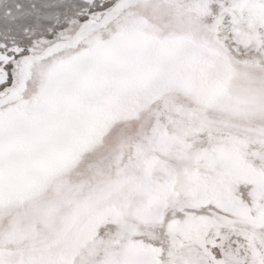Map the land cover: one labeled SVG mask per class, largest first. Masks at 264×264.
<instances>
[{"label": "bare ground", "instance_id": "6f19581e", "mask_svg": "<svg viewBox=\"0 0 264 264\" xmlns=\"http://www.w3.org/2000/svg\"><path fill=\"white\" fill-rule=\"evenodd\" d=\"M133 6L150 12L92 37ZM202 6L121 0L25 61L30 89L0 100V264H264L259 219L242 232L223 216L239 187L264 190L247 160L264 144V71L212 44ZM249 9L264 27V5Z\"/></svg>", "mask_w": 264, "mask_h": 264}, {"label": "rangeland", "instance_id": "374dc122", "mask_svg": "<svg viewBox=\"0 0 264 264\" xmlns=\"http://www.w3.org/2000/svg\"><path fill=\"white\" fill-rule=\"evenodd\" d=\"M120 1L0 0V100L7 98L18 87L22 88L23 86L26 88L25 91L30 89L29 83L32 75L27 76V70L24 69L27 59L39 57L45 50L57 44L68 43L70 48V41L83 29L84 25L88 23L100 24ZM178 1L189 11H193L189 8H193L192 5L195 1L202 4L201 14L200 12L198 14L205 23L207 20L215 23L220 22V24L216 23L218 33L216 32L215 35L219 41L222 40L223 46L228 48L227 50L234 60L240 66L251 69L257 74L263 73L264 27L257 21H253L252 27L247 26L246 15L250 12L249 8L252 12L255 6L264 5V0H253L246 6H242L241 9L237 5L243 0H200L201 2L194 0L192 3H190L191 0ZM102 28L104 27L99 29ZM234 72L237 77L241 76L239 73L244 77L249 75V73L246 74L247 71L239 72L238 69H235ZM250 76L254 75L250 74ZM25 82L26 85H24ZM214 136L220 135L212 133L211 137ZM221 136L227 135L221 134ZM248 151L247 160L255 168L264 172V144L253 143ZM158 160L165 162L163 157H158ZM155 174L156 172H154ZM249 189L250 186L239 187L235 192L237 196L234 203L235 213L233 214L235 215H223L234 222L236 231L246 232L254 229V219H259L260 225L264 227V190L258 194L255 201H252L249 197ZM228 229L223 227L220 234L225 235ZM230 238L231 241L234 239L240 241L237 234H231ZM160 243L159 241L154 245L159 247ZM166 250V248L163 250L161 257L163 263H166L164 258ZM222 256L223 253H216V261L222 260Z\"/></svg>", "mask_w": 264, "mask_h": 264}, {"label": "water", "instance_id": "95a60500", "mask_svg": "<svg viewBox=\"0 0 264 264\" xmlns=\"http://www.w3.org/2000/svg\"><path fill=\"white\" fill-rule=\"evenodd\" d=\"M159 6H160L159 10H161V11L170 12L172 10L171 6H168V5L164 4V3H159ZM148 11L149 10H147L146 7L143 8L141 6H133V7H130V8H126V9H124L121 12V14L109 26H106V27L98 30V32H96L94 34V36H92V37L94 38L95 36H99V35L102 36V34L106 35V34H109L111 32H114L117 28L124 27L127 24H129L130 22H132L133 20H135L136 18H139L140 16L146 15V13ZM212 38H213L211 40L212 44L214 46H216V47H219V48L223 49L224 56L228 57L229 61L233 60V58L230 55L229 51L227 50L226 47L223 46L222 42H220L218 39H216L213 35H212ZM88 40H89V38L86 41H88Z\"/></svg>", "mask_w": 264, "mask_h": 264}]
</instances>
